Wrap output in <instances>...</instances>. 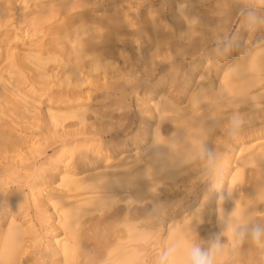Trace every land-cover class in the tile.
Instances as JSON below:
<instances>
[{
	"label": "rangeland",
	"instance_id": "rangeland-1",
	"mask_svg": "<svg viewBox=\"0 0 264 264\" xmlns=\"http://www.w3.org/2000/svg\"><path fill=\"white\" fill-rule=\"evenodd\" d=\"M150 4L153 10L157 9L156 21L145 12ZM182 5L180 0H0V68L6 61V50L26 52L38 40L47 44L60 36L58 44L49 42L50 47H56L58 60L47 63L48 75L41 76L30 63L20 73L1 68V75L25 99L15 96L24 104V117L17 118L18 123L8 128L17 143L12 144L13 150L0 153V229L11 218L29 228L22 252H17V264H54L55 259L48 256V251L64 238V233L55 227L62 212L49 199L67 190L60 185L65 168L73 169L77 173L74 177L100 170L99 167L87 170L88 166L101 164L96 162L100 143L125 145L116 159L136 156L140 146L148 144L146 123L154 121L150 110L156 101L167 97L176 102L181 113L195 114L198 111L191 108L188 98L194 88L209 86L214 94L223 84L222 76L227 68L244 56L264 52V0H191L185 8ZM43 7L50 9L48 14L41 12L47 15L40 13ZM246 8H253L260 17L255 31L246 28L245 17L241 15ZM122 11L129 24L119 29L106 25L104 17L121 15ZM39 18L35 27L34 22ZM100 20L105 26L100 22L102 26L92 30V25ZM75 38L81 40L78 46ZM245 75L256 80L242 90L247 98L238 99L237 93H222L219 98L211 95L204 101L213 102L203 113L208 112L206 119L212 122L207 144L213 146L222 167L225 166L223 190H216L224 197L225 208L237 199L233 190L241 182L250 179L246 181L250 183L253 177L255 181L254 171L264 166V161H256L245 163L242 169L237 163L224 162L225 155L232 153L239 162L244 156L250 158L254 146L264 142V69ZM64 105H83V119L70 117L48 127L45 114ZM233 113L241 115L245 122L236 139L228 138L224 129ZM178 125L174 117L159 120L166 139L174 140ZM184 126L180 127L185 130ZM248 145L252 148L239 151ZM197 152L177 167L182 166L174 179L166 178L155 188L140 187L142 192L138 196L132 195L131 185L115 191L102 189L112 191L111 209L134 206L148 209L153 198L168 197L175 201L167 213L141 220L144 230L150 232L141 243L142 264H155L162 250L157 238L164 239L174 220L190 211L198 209L201 213L202 219L195 225L200 238L207 239L221 231L218 211L212 209L210 202L213 190L208 187L211 177L206 174V158L202 149ZM236 171L242 174L237 175ZM234 173L233 190L229 192V180ZM84 190L74 192L82 198L86 196L82 195ZM135 197L139 198L135 200ZM260 200L264 205V199ZM40 204L41 210L37 209ZM90 232H84L87 233L84 245L88 249L89 244L96 243L93 246L98 248L104 234ZM51 233L55 241L50 240Z\"/></svg>",
	"mask_w": 264,
	"mask_h": 264
},
{
	"label": "bare ground",
	"instance_id": "bare-ground-1",
	"mask_svg": "<svg viewBox=\"0 0 264 264\" xmlns=\"http://www.w3.org/2000/svg\"><path fill=\"white\" fill-rule=\"evenodd\" d=\"M189 2H191V0H180V3L183 4L181 8H185L186 4ZM149 6L150 8L145 12L152 16L153 21H156L157 17L154 16V12L157 9H152L153 4ZM39 11L40 13L43 11L49 13L50 9L43 7V9ZM124 13L110 16L104 14L106 18L103 17L105 21H107L105 22L106 25L108 23L107 26L113 29H119L123 25L129 24L130 20L124 16L126 14ZM38 20H40V18L34 23H38ZM103 20L99 22L96 21L99 24L92 25V30H96L102 26L100 22L104 24ZM157 24L159 23L157 22ZM103 26H105V24ZM35 27H38V25L36 24ZM138 29L140 28L138 27ZM58 32H60V30H58ZM52 33V37L55 36V33ZM66 35L69 36V34ZM66 35L64 37H66ZM59 37H53L49 42L58 44ZM94 37H98V34H95ZM74 41L76 46L81 44L80 39L75 38ZM49 42L46 44V42L38 40L35 47L26 52H16L12 49L6 50L4 54L6 61L1 65V68H5L4 70L6 72L20 73L21 69L27 67L28 63H30V65L34 67L32 69L37 70L41 76L48 75L46 68L47 63L50 60H58L55 56L56 47H50ZM48 44L49 46H47ZM1 68L0 153L7 152L11 148V150H13L14 146L12 144L17 143L8 128L12 127V123H18L17 118L24 117V104H21L20 100L22 99L25 101L24 97L16 92L14 85H11L12 83L1 75ZM260 69H264V52L244 56L238 59L231 67L227 68L225 75L222 76L223 84L220 88L218 86L214 94H211L212 88L209 86H197L194 88L193 91L188 94V98L191 108L198 111L195 114L190 111H188V113H181L174 100L161 97L160 100L154 103V106L151 107L152 109L150 110L152 113L151 118H154V121L148 124L146 123V129H148V135L150 136L147 141L148 144L145 147L140 146L141 148L139 152L136 153V156L130 155L128 158L116 159L115 157L124 151L123 147L125 145H121L120 143H100L101 148L98 147L96 152V162L101 161V164L93 167L87 165L88 171H90L89 169L97 167H99L100 170L92 173L87 172L84 175L74 177L77 173L74 172L73 169L65 168L60 176V185L67 190L64 194L50 197L49 199L54 208L62 212L58 224L55 225V227L62 229L64 233V238L57 241L58 244H54L52 249L48 251V256L55 259L54 264H101L102 261L109 264H142L143 262L140 255L141 243L148 238L150 232L144 230L141 220L154 216L150 215L154 207H161V214L167 213L173 208L175 201H172V198L168 197L164 199L153 198L152 206H149L148 209L141 210L137 206L132 208L128 207V209L125 207L111 209L114 196L110 192L118 190V188L126 185H131L133 186L131 191L132 195H137L142 192L140 187L147 189L155 188L158 183L166 178L174 179L179 173V168L177 167L185 163L189 158L191 159L195 153L198 154L197 151L201 150L203 145L209 142L208 139L210 137L212 122L206 119L209 113L203 112L208 108L209 104L213 102L204 101L211 95L214 98H219L222 93H237L238 99L247 98L246 94L242 95V90L246 85L249 86L254 84L256 80L252 77L249 78L245 74L249 71L253 72ZM16 95H19L21 99L15 97ZM82 107L83 105L79 107L74 105L56 107V109L50 111L48 115L47 113L45 114L47 126L51 128L54 124H59V122L70 117H78L82 120ZM154 111H158V114L155 115ZM6 116H9L10 119L7 120ZM162 117L176 118L179 125L173 133L174 138L173 136L172 138L174 140L171 138L166 139V135L163 136L164 129L159 126V120ZM51 120L54 123L51 122ZM180 126H184L186 129L184 130ZM100 131H102V129ZM137 147H139V145H137ZM247 148H252V145L242 146L239 148V151L244 152L243 150ZM250 152H252L251 154L249 153L250 158L244 156L240 162L237 159L238 157H234V153H232V155H225L224 162L225 164L237 163L238 167H242L243 169L245 163L251 164L250 162L264 161V142L255 145ZM93 164H95V162ZM262 165H264V163H262ZM224 168L225 166L222 167V169ZM240 171L242 172L243 170ZM241 172H237V175ZM254 174L256 175L255 181L253 177V181H250V183H247L250 179L248 181L246 180L247 182L245 181L244 184L241 182L238 189L235 187L236 190L231 189L232 178H234L235 173L231 175L228 191L232 192L233 190L237 199H235L233 205L228 204L227 208H225L220 198L219 191L213 190L214 194L212 191V199L210 202H212V209L218 211V221H220V218L223 217L224 214L227 215L234 210L235 213H245L249 221L264 225V205L260 204V199H264V166L255 170ZM139 179H142L141 183H136ZM107 187L114 189H112V191L102 190ZM99 188H101L100 191L98 190ZM80 189H85L82 195L86 196L79 198L80 194L74 192ZM68 191L71 192L69 193ZM106 192L107 194H105ZM39 194L40 192H38L37 195ZM63 198H70V200L66 202L63 201ZM138 198L139 197H135L134 199L137 200ZM39 200L42 202L40 198ZM57 204L62 205L57 207L59 206ZM37 209L41 210L42 205L40 204ZM94 212L99 213L96 214ZM255 213L259 214L255 215ZM87 214H89V216L83 218V216ZM47 218L48 217L45 216L44 220ZM201 219V213L196 209L186 213L180 219L174 220L173 225L168 228L164 239L160 237L157 238L161 244V248L163 249L169 244L170 235H174L177 244L182 245L185 243L187 239L184 235L186 223L195 226ZM28 230V227L23 226L13 218H11L5 228L0 229V264H17L18 260H16V258L18 259L19 256H17V252H22L21 250L24 246L23 242L25 240L24 235ZM90 230H93V233L95 231L101 235L104 234L102 235L104 238L101 237L103 238V243L99 242L101 245L98 248L93 246L96 245L95 242L93 245L88 243V249L86 245H84L85 234H92ZM45 231L51 232V229H46ZM86 231L87 233H84ZM49 238L51 241H55L53 240L54 234L51 233ZM87 239L90 240L89 238ZM90 245L95 249H93V247L89 249ZM231 264H264V249H257L253 245L245 243L235 254Z\"/></svg>",
	"mask_w": 264,
	"mask_h": 264
},
{
	"label": "clouds",
	"instance_id": "clouds-1",
	"mask_svg": "<svg viewBox=\"0 0 264 264\" xmlns=\"http://www.w3.org/2000/svg\"><path fill=\"white\" fill-rule=\"evenodd\" d=\"M245 17L246 28L256 30V23L260 17L253 8H246L241 12ZM227 51V49H225ZM244 119L241 115L233 113L224 125L226 135L236 139L244 128ZM203 156L206 158V174L211 177L208 187L212 190H223V169L220 158L210 144L202 147ZM221 199H224L221 196ZM161 207H154L150 215H159ZM221 231L211 234L207 239L199 237L197 228L190 223L184 227L185 243L177 244L174 235H170L169 244L158 254L155 264H231L238 250L245 243L257 249H264V225L251 222L245 213H235L233 210L223 215L219 221ZM226 237V240L222 238Z\"/></svg>",
	"mask_w": 264,
	"mask_h": 264
}]
</instances>
